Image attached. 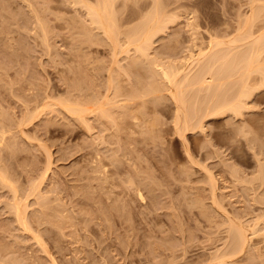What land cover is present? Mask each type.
<instances>
[{"label":"rangeland","instance_id":"rangeland-1","mask_svg":"<svg viewBox=\"0 0 264 264\" xmlns=\"http://www.w3.org/2000/svg\"><path fill=\"white\" fill-rule=\"evenodd\" d=\"M155 1L113 0L117 29L141 30L155 3L168 23L149 59L127 54L123 34L114 65L113 46L78 0H0V264H264L260 74L249 76L238 117H209L200 130L206 94L186 88L196 130L182 135L158 67L185 68L209 42L248 29L264 34V0ZM249 16L255 28L245 27ZM232 55L225 66L232 57L234 66L222 67L236 78L229 99L240 92L241 53ZM105 100L119 108L103 115ZM238 229L249 236L241 252L232 249Z\"/></svg>","mask_w":264,"mask_h":264},{"label":"bare ground","instance_id":"bare-ground-1","mask_svg":"<svg viewBox=\"0 0 264 264\" xmlns=\"http://www.w3.org/2000/svg\"><path fill=\"white\" fill-rule=\"evenodd\" d=\"M73 1V0H72ZM75 1V0H74ZM79 2L77 3V0H76V2L75 3H77V5H79V3L81 4V3H83L84 4V1L83 0H78ZM96 1H99V3L97 2V5L94 3V6H93V4L91 5V4H89V5H85L86 7H87V9L86 10H88V12H87V14H89V16H90V20H92L91 22H93L94 23V25H96L97 27V30L99 29L100 31H103V35L105 34V37H106V39L108 40V42L110 41V43H111V45L113 46V54H112V56H113V63L115 62V64L114 65H116V63H118V61H117V59H116V57L118 58V56L119 55H117V54H115L116 53V51L118 50V48H120V50L121 49H123V51H124V53H125V51L127 50V54H130V56H131V53H130V51H131V48H133V50L135 49L136 50V52H138V53H140V58H141V55H144V57L145 58H147V59H149L148 57L150 56L148 53V51L149 50H151L152 49V45H151V48L148 50V48L150 47V42L152 41V39H153V36H154V33H158L159 32V30L163 27V24H164V26H165V24H168V23H166L167 21H164L163 19H165V17L163 18V16L166 14H164V15H161V14H163L162 12H161V9L159 8V4H157V3H155V5L154 4H152L153 5V10L149 13V14H146V16H145V20H146V18H147V23L145 22V26L140 30V29H138L139 27H138V25H137V29L139 30V31H137V29H135V30H132V31H129L130 29L129 28H127V29H129L128 31H127V29H126V31L124 30H122V28H121V30L118 28L117 29V26L118 25H116V20L118 21V19H117V16L115 17V13L113 14V10H111L112 8H113V0L111 1V0H108V2H106V0H96ZM138 1V0H137ZM161 1V0H160ZM87 2H88V0H87ZM113 2V3H112ZM129 2V1H128ZM155 2H158V0L157 1H155ZM163 2V1H162ZM109 3H112V4H109ZM153 3V2H152ZM87 4V3H86ZM160 4L162 5V3L160 2ZM83 5V6H84ZM164 5V4H163ZM91 6H93V7H91ZM97 6V7H96ZM144 8V7H143ZM84 9V8H83ZM150 9V8H149ZM163 11V10H162ZM165 11V10H164ZM170 11V10H169ZM254 11V10H253ZM260 11V10H259ZM139 12H140V10H139ZM252 12V11H251ZM36 13V12H35ZM169 13V12H168ZM253 13V12H252ZM255 14L257 15L258 13L257 12H255ZM260 14H262V13H260ZM259 14V15H260ZM167 15V14H166ZM173 15V14H172ZM172 15H170V16H172ZM88 16V17H89ZM148 16V17H147ZM250 17V16H249ZM251 17H252V15H251ZM250 17V18H251ZM253 17H254V15H253ZM141 18V17H140ZM167 18H169L168 16H167ZM166 18V19H167ZM250 18H247L244 22V25H245V27H246V25H247V27L251 24V20L253 21V23H254V20L256 19H250ZM172 19V18H171ZM170 19V20H171ZM143 20V19H142ZM169 21V20H168ZM142 22V21H141ZM170 22V21H169ZM45 22H43V24H44ZM118 23V22H117ZM163 23V24H162ZM255 23H256V21H255ZM142 25H144V23L142 24ZM160 25H162L161 26V28H159L160 27ZM190 25V24H189ZM251 25H253V28H255L254 27V24H251ZM167 26V25H166ZM193 27V26H192ZM250 27V26H249ZM45 28V27H44ZM132 28H134V27H132ZM135 28H136V26H135ZM141 28V27H140ZM242 29H244V28H242ZM263 29V28H262ZM98 30V31H99ZM162 30V29H161ZM120 31H123V32H120ZM156 31H158V32H156ZM241 31V30H240ZM247 31H248V34H247ZM247 31H245V32H243V35H239L238 37H236V38H234L235 40H233V39H231L230 41L231 42H229V43H232V44H229V43H227L228 45H230V47L226 44V43H224V41L223 42H221V41H218V40H214V42H209V46H208V50L206 51L205 50V52L203 53L202 51V53L199 51L198 52V55H196L197 56V58H195L196 56H193V55H191V58L193 59V57L195 58V59H193V60H189V61H191V63H189L188 65H186V67L184 68L183 66V68H181V67H175V66H177V65H175L174 67L171 65V64H166V65H164L163 63H164V61H163V63L162 64H158V67L161 69H159L160 71H161V73H159V74H162L161 75V77H162V79L164 78L166 81H167V83L170 85L169 87H171V88H169V90H168V93L169 92H171L172 93V95H170L171 97H172V99H173V103L174 104H177L178 105V107H177V109H176V113H177V115H176V125L175 126H177V129H178V132H180L182 135L184 134V133H186V131L188 132V131H190V130H193V131H195L196 130V126H195V129L192 127V121H193V119H195L196 120V118H194L195 117V115H197V114H195L196 112L194 111V112H192L191 110V108H193V110L196 108V105H194V104H191V103H189V100H190V102H192V100H194V99H190L189 97H188V95H187V93L186 92H188V90H186V88L188 89V87L189 86H196V87H198L197 89L196 88H194V90L196 91H203V92H199L200 94H206V97H204L205 99H203L204 101H205V104H203V105H205L206 107H205V109H204V112L202 113L203 115H201V120L199 121L198 120V122L199 123H197V128H199V130L200 129H203L204 128V122H205V119H207V118H211V117H217V116H221V115H223V114H225V113H232V114H235V115H237V117L239 116V114H241L242 112H243V110L245 109L244 108V105H243V103H244V97L246 98H248V97H250V96H248V95H250L251 93H249V91H250V89L249 88H251L250 86H248L249 84V79H250V75H252L253 74V72H257L258 74H260V81H261V83H259V85L258 86H264V34H262V33H260V31H259V37H255V39H254V37L252 36V34H250L251 32H252V29H251V32H250V29H248ZM246 35H245V34ZM123 34L125 35L124 36V38L126 37V39H124V40H126V42H128V44L127 43H125V44H127L128 45V47H127V49H126V47L124 46V48L126 49V50H124V48H122V46L124 45V43L122 42V41H124L123 39L121 40V37H123ZM240 34H242V33H240ZM156 35V34H155ZM242 36H245V37H242ZM249 36V37H248ZM97 37V36H96ZM154 37H156V36H154ZM241 37V38H240ZM253 37V38H252ZM247 40V42L245 41V40ZM249 39L251 40L252 39V41H249ZM254 39V40H253ZM197 40V39H196ZM210 40H211V38H210ZM213 41V40H212ZM91 42H93V41H91ZM91 42H89V43H91ZM105 42V41H104ZM121 42L123 43V45L121 44ZM156 42V41H155ZM239 42H240V44H239ZM152 43V42H151ZM239 45H238V44ZM101 44V43H100ZM148 45H149V47H148ZM228 46L229 48L227 49V52H226V50H224V47H226V46ZM231 45H233V46H231ZM235 45V46H234ZM238 46V50L236 49V47ZM246 46V47H244V46ZM196 46V45H195ZM223 46V47H222ZM111 47V46H110ZM235 47V48H234ZM242 47H244L243 49H241ZM202 49V48H201ZM234 49V50H233ZM243 51H241V50ZM224 50V51H223ZM122 51V50H121ZM235 51H236V54H237V52L239 51L240 53H241V55H240V57H238V58H240V63L239 64H237L236 63V65H238V67H240V69H239V72H238V74L239 73H241V75L239 74V76H240V78L238 79V84H239V86L240 87H238V88H240V92H239V95L238 96H236V94H235V96H236V98H232V99H229V96L228 97H226V94H223V93H225L227 90H225V88H227L228 87V85H230L229 83H231V82H234L235 81V79L236 78H233V77H235L234 75H233V73H229L228 71H225V73H229L228 75L227 74H225V73H223L222 72V70L224 71L225 70V68L224 69H222V67H228L229 68V65H230V62L232 61L233 62V60H232V58L229 60V63H227L228 64V66L226 65L225 66V64H226V62H228V59H229V57H230V55H232L233 53H234V57H235ZM222 52H226L225 54H223ZM117 53H119V52H117ZM138 53H137V55H138ZM201 53V54H200ZM126 55V54H125ZM239 55V54H238ZM139 56V55H138ZM233 56V55H232ZM144 58V59H145ZM152 59V58H151ZM155 59H156V57H155ZM187 59H188V57H187ZM233 59H235V58H233ZM146 60V59H145ZM160 60V59H159ZM236 61V60H235ZM235 61L232 63L233 64V66H234V63H235ZM149 62V61H148ZM156 62H159L158 60H156ZM238 62V61H237ZM137 63V62H136ZM135 63V64H136ZM153 63V62H152ZM151 63V64H152ZM172 63V62H171ZM175 63V62H174ZM186 63V62H185ZM120 64V63H119ZM118 64V65H119ZM141 64V63H140ZM153 64H155V63H153ZM173 64V63H172ZM176 64V63H175ZM187 64V63H186ZM117 65V66H118ZM157 65V63L154 65V67ZM182 65V64H181ZM235 65V67H237ZM149 66V65H148ZM153 66V65H152ZM232 66V67H233ZM120 67V66H119ZM153 67V68H154ZM235 67H233V68H235ZM237 67V68H238ZM157 68V67H156ZM227 68V69H228ZM230 68H231V66H230ZM229 68V69H230ZM236 68V69H237ZM158 70V71H159ZM154 71V70H153ZM159 71V72H160ZM234 70L232 69V72H233ZM157 75V74H156ZM224 75H226V76H224ZM144 76V75H143ZM250 76V77H249ZM231 79H234V81H231L230 82V80ZM112 80V79H111ZM241 80V83L239 82ZM237 81V80H236ZM110 83V82H109ZM237 84V83H236ZM153 85V84H152ZM112 86V85H111ZM225 86H227V87H225ZM110 87V86H109ZM151 88V87H150ZM153 88V87H152ZM160 88V87H159ZM175 88L176 89V91H174L173 89ZM191 88V87H190ZM189 88V89H190ZM109 89V88H108ZM252 89V88H251ZM157 90V89H156ZM186 90V91H185ZM191 90H192V88H191ZM194 90H192V93H193V91ZM225 90V91H224ZM232 90V89H231ZM110 91V90H109ZM155 91V90H154ZM190 91V90H189ZM196 91V92H197ZM151 92V91H150ZM251 92V91H250ZM159 93H160V91H159ZM158 93V94H159ZM162 93V92H161ZM227 93V92H226ZM202 94V95H203ZM204 94V95H205ZM153 95H155V94H153ZM195 95V94H194ZM201 95V96H202ZM203 95V96H204ZM193 96V95H192ZM202 96V97H203ZM233 96V95H232ZM231 96V97H232ZM194 97V96H193ZM201 97V98H202ZM97 99V98H96ZM115 99V98H114ZM134 99V98H133ZM196 99V98H195ZM200 99V98H199ZM106 100H107V98H106ZM105 100V102H104V104L105 105H102V108H103V106H108L109 104L111 105V104H113V105H116V107L117 108H119V106H117V102H110L109 100L108 101H106ZM132 100V99H131ZM197 100V99H196ZM196 100H195V103H197L196 102ZM97 101V100H96ZM104 101V100H103ZM102 101V102H103ZM115 101H116V99H115ZM76 103V102H75ZM74 103V104H75ZM79 103V102H78ZM100 103V102H99ZM99 103H97V105L99 104ZM106 103H107V105H106ZM114 103H116V104H114ZM101 105H99V106H101ZM113 105H111V106H113ZM130 105V104H129ZM177 105H175V106H177ZM77 106V108H78V105H76ZM75 106V107H76ZM98 106V107H99ZM194 106V107H193ZM70 107H72V106H70ZM87 107V106H86ZM93 107V105L91 106V108ZM114 107V106H113ZM79 108H80V106H79ZM102 108H100V109H102ZM111 108V107H110ZM115 108V107H114ZM184 108H186V109H184ZM244 108V109H243ZM69 109V108H68ZM75 109L76 108H74V110H72V112L73 111H75ZM89 109V108H88ZM99 109V108H98ZM100 109H99V111H100ZM198 109H200V108H198ZM198 109H197V111H198ZM243 109V110H242ZM78 110V109H77ZM76 110V111H77ZM83 110V109H82ZM82 110H80V111H82ZM105 108H103L100 112H102L103 113V115H105ZM128 110V109H127ZM196 110V109H195ZM98 111V112H99ZM129 111V110H128ZM84 112H87V111H82L81 112V115L84 113ZM91 112V111H90ZM99 112V113H100ZM113 112V111H112ZM200 112H201V110H200ZM77 114L79 113V112H76ZM128 113V112H127ZM1 114V113H0ZM110 113H108V111H107V115L106 116H108L109 118H110V116L111 115H113V114H111V115H109ZM124 114V113H123ZM4 116V115H3ZM30 116V115H29ZM76 116V115H75ZM86 116V115H85ZM241 116V115H240ZM82 117V116H81ZM127 117V116H126ZM197 117V116H196ZM2 118V117H1ZM96 118V117H95ZM121 118V117H120ZM81 119V118H80ZM112 119V118H111ZM110 119V120H111ZM113 120V119H112ZM3 121V120H2ZM2 127V126H1ZM89 127V126H88ZM206 128V127H205ZM205 130V129H204ZM1 131V130H0ZM203 131V130H202ZM3 132H5V131H2L1 133H2V137L4 138L5 137V135L3 134ZM184 132V133H183ZM4 135V136H3ZM181 135V136H182ZM183 137H185V136H183ZM18 138V137H17ZM184 139V138H183ZM16 141V140H15ZM262 166V165H261ZM260 168H262V167H260ZM260 170H262V169H260ZM8 172V171H7ZM263 173V172H262ZM260 176H262V174H260ZM259 176V179L260 178H262V177H260ZM258 179V178H257ZM258 179V180H259ZM0 180L2 181L1 183H4V181L3 180H5V179H3L2 180V178H0ZM7 183V182H6ZM5 183V184H6ZM34 184H36V182L34 183ZM7 187H8V185H7ZM9 187H11V186H9ZM31 187H32V185H31ZM11 188H13V187H11ZM10 188V189H11ZM14 190V189H13ZM16 191V190H15ZM33 191V190H32ZM16 193V192H15ZM33 193V192H32ZM31 193V194H32ZM139 193V192H138ZM29 194V193H28ZM35 195V194H34ZM139 195V194H138ZM13 196H14V194H13ZM37 196V195H36ZM143 196V193L141 194V197ZM140 197V198H141ZM142 201V200H141ZM14 207V206H13ZM17 209L19 208L18 206H15ZM15 210V209H14ZM17 211V215H16V217H17V219H22L23 217L21 216V210H16ZM61 218V217H60ZM23 220V219H22ZM19 221L20 223H21V225L22 224H24V221ZM17 223V222H16ZM20 226V225H19ZM233 237H232V239H233V242H232V249L234 250V251H243L247 246H248V243H249V236L247 235V233L246 232H244L243 230H240V229H238V230H235L234 231V233H233V235H232ZM230 249V248H229ZM185 250V249H184ZM183 255V254H182ZM232 255V254H231ZM230 255V256H231ZM235 255V254H234ZM227 256V255H226ZM223 258H220L219 260H216V262H211V264H223V263H225L226 261H224V260H222ZM213 261H215V259L213 260ZM227 263V262H226ZM210 264V263H209Z\"/></svg>","mask_w":264,"mask_h":264}]
</instances>
